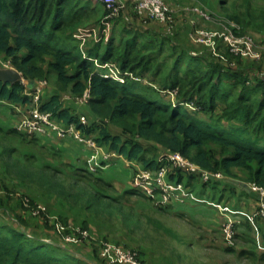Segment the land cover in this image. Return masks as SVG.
<instances>
[{
    "label": "trees",
    "instance_id": "16d2710c",
    "mask_svg": "<svg viewBox=\"0 0 264 264\" xmlns=\"http://www.w3.org/2000/svg\"><path fill=\"white\" fill-rule=\"evenodd\" d=\"M81 3L82 0H0V57L4 55L10 59L13 67L30 82L48 80L53 73L57 76L61 92L71 89L75 96L81 97L89 90L91 110L100 119L108 120L119 128L121 133H113L105 124H84L66 108L58 94H53L47 100L42 99L41 111L50 113L54 120L65 126L75 125L85 135L91 136L97 132L96 142L99 146L108 147L128 161L140 163L145 170L156 171L161 166L159 154L165 150L182 154L205 171L221 172L228 180L238 178L240 171L245 175L243 182L264 188L263 82L254 79L247 86L248 79L243 77L241 83L244 86L240 91H235L237 75L224 72L222 66H209L210 70L203 73L187 66L183 72L184 64L193 59L186 53L175 58L167 72L166 61L157 64L158 55L155 56L154 51L136 63L135 56L145 53L147 47L145 42L139 48L138 33L134 32L120 45L111 42L104 55L100 56L101 63L119 62L123 70L129 69L139 78L156 68L158 75L164 72L161 77L164 90H178L183 104L193 103L199 109L191 111L183 106L169 103L158 106L145 101L140 98L142 95L135 92H149L158 97L160 91L145 86L142 88L136 82L120 84L105 78L95 73V64L91 60L82 56L74 33L90 18L88 7L81 6ZM247 5L245 12L231 14V19L239 23L243 30L257 25L256 30L264 31V11L255 14L249 0ZM164 45L162 41L158 54H163ZM90 53L100 55L97 49ZM27 93L28 88L19 81L13 84L0 81V100L26 105L30 103ZM200 115L206 116L210 122L200 120ZM225 122L232 124L230 130L224 127ZM12 140H29L39 145L35 136L23 134L16 128L4 130L0 127V147L8 157L15 158L16 165H19L20 155L17 148L9 144ZM250 140L254 141V148ZM21 169L31 175L36 174L27 165ZM39 171V179L45 186L63 187L59 171L51 170L49 166ZM79 171L81 174H74L73 184L76 187L79 183L83 184L84 188L80 189L77 199L87 209L96 207L97 214L102 211L100 214L110 216L119 213L125 225L137 227L133 222L134 210L127 209L119 198L105 195V192H118L114 185L102 178H95L90 172L88 176L86 170ZM169 179L184 185L186 189L200 185L203 191L209 188L217 190L225 182L204 183L199 176L180 170H172ZM86 180L88 185L84 184ZM225 191L221 192L219 201L224 199ZM61 192L66 194L64 188ZM7 196L9 194L3 198ZM125 196L151 199L136 190L125 192ZM22 197L20 206L23 208V199L28 196ZM28 199L34 206L35 202ZM8 215L12 216V213ZM47 215L40 217L47 220ZM18 220L25 225L26 221L20 216ZM31 235L0 220V264H90L60 243H48L38 235ZM238 237L246 243H255L249 236ZM245 254L247 251L243 250L241 256Z\"/></svg>",
    "mask_w": 264,
    "mask_h": 264
},
{
    "label": "rangeland",
    "instance_id": "374dc122",
    "mask_svg": "<svg viewBox=\"0 0 264 264\" xmlns=\"http://www.w3.org/2000/svg\"><path fill=\"white\" fill-rule=\"evenodd\" d=\"M163 1L172 10V16L175 22V24H172V31L168 29L169 27L167 25L159 24L157 21L154 22V20L144 17H139V15L135 13L134 7L130 5L129 0H119L121 5L127 6L125 9H123V7L118 9L117 18L112 17V20H116V25L119 26V29H117L116 26V30H119V33H123L124 31L122 28L125 27L128 33L131 32L130 28H133L134 30H150L155 35L149 36L153 40L146 39L142 34L138 35L139 42L142 40L139 48H141V43L143 44L146 42L145 46L147 47V51L135 56L136 63H138L142 57L146 58L149 52L154 51L155 54H153L155 56L158 55L157 64L165 60L166 66L169 65L168 68L165 69V72H167L173 66V60L178 58L181 53H186L193 59L184 64L183 72L187 66H190L193 71L196 68L201 73L210 70V68H208L209 66H222L224 72L237 75L235 79V91H240L244 86L241 83L243 77L248 79V82H246L247 86H250L254 79L256 81L260 80L264 84V78L263 80L258 79L260 76L264 77V57L261 61L232 58L228 53H225V50L219 48L220 53L224 54L229 59V63L226 64L222 62L224 60L214 55L207 47H202L195 42V33L198 30H212L217 28L219 23L225 22L234 28L237 34L248 35L259 44H264V31L256 30L255 26L257 25H251L246 30H243L242 26L230 17L231 14L240 15L245 12L248 7L247 0ZM249 3L253 13L259 14L264 11V0H249ZM81 6L88 7L89 22L91 23H95L98 16L102 15L101 11L94 13L90 12L89 0H82ZM191 8H199L206 11L210 15L211 20H205L198 14L194 12L191 13L188 11ZM181 14L184 16L185 14L190 15L191 20H193L191 25H187V28L183 29L184 31H179L177 27L178 19H176V16H180ZM138 21H141L138 23L139 26L137 25ZM89 22L79 27L74 33V37L79 41V50L85 59L91 60V62L95 64V69L101 72L109 70L107 73H110V68L104 67L107 63H101L100 55L90 53L92 50L89 38ZM191 35L194 37V40ZM162 41L165 43L164 52L163 54H158L157 52L159 51ZM97 52L99 53V51ZM108 64L115 65V68L120 71V76L125 77L126 83L136 82L139 84L144 77L147 79L146 74L144 77L139 78L131 70H123L119 62L117 63L114 61ZM152 72H154V70H152ZM137 77L139 78L138 80L136 79ZM161 77H163V75ZM161 77L158 78L160 86V94L158 95L160 96L157 97V95L148 92L149 95L145 94L140 98L158 106L168 102L169 104L172 103V105L183 106L191 111L199 109L195 107L193 103H188V106L183 104L178 90H164L161 85ZM150 78L151 77L148 79L150 80ZM228 82L229 81H227V84ZM47 84L48 86L50 85L48 80ZM141 85L142 88H144V86L148 87L146 85L143 86V84ZM141 85L139 84V86ZM249 91L250 90L247 92L249 93ZM82 97L83 96L77 97V101L83 103L81 100ZM85 106L90 107V100ZM86 112L89 113V108ZM90 116L89 114V117ZM198 118L210 122L206 116L203 117V115H200ZM106 122H108V126L111 124L108 120ZM95 124L99 123L95 122ZM231 126L232 124H228L227 122L224 123V127L227 130H230ZM96 133L93 134L95 137ZM250 142L254 148V141L250 140ZM9 144L17 148L20 161L19 165H16L15 158L8 157L4 149L0 147V220L5 223L13 224L18 227V229L22 228L30 235H38L42 237L43 240L53 243H59L58 240L60 238L76 233V230H87L90 234L87 240H81L77 244H70L66 247L72 249V252L77 253L76 255L78 257L85 259V261L90 264H104L99 254V247L103 241L112 242L127 249L137 251L145 264H264V259H262L264 251L260 249L256 243H246L241 240L237 234L235 235L236 238L234 243H228L223 236V225L213 223L214 217L210 221H207L209 216H198L193 212H189V214L185 211L180 212L172 204H164L158 199H144L143 197L137 196L123 197L125 192H120L118 189V192H105V195L107 194L106 196L119 198L127 209L134 210L135 217L133 218V222L137 225L135 228H129L125 225L124 219L119 213L110 216L108 214H100L102 211H98L99 214H97L96 207L87 209V206L77 199L80 189L84 187L82 183H79L78 187H76L73 182L75 179L74 174L76 172L81 174L79 170H86L88 176L90 172L95 178H101L97 176L99 175L98 172L89 171V167L86 165L80 166L63 163L58 155L52 154L41 145L30 143L29 140H12ZM214 147L216 148V146ZM217 149L219 150L218 147ZM165 152L167 151L162 150L159 156ZM29 156L32 157L29 158ZM24 165H27L30 170L36 172V174L31 175L30 173L24 172L21 169ZM46 166L51 167V170L59 171V180L61 182L60 184L63 186L62 188L56 187V185L54 187L45 186L42 180L39 179L41 176L39 170ZM105 171L100 172L103 180ZM56 176L59 175L56 174ZM108 177L109 173L106 175V178ZM84 184H87V180ZM196 186L198 185L192 187L195 188ZM63 188L66 194L61 192ZM223 188L225 189V186H219L218 189L216 188L217 190L213 193V197L217 199L224 190ZM7 194H9V196L3 198V196ZM23 195L28 196L35 204L46 207L49 219L46 220L44 217H29L24 207L22 208L20 206V199L23 198ZM226 199L227 197L224 198L223 203H226ZM259 207L260 203L258 209ZM8 213H12V216H9ZM19 216L25 220L29 226L33 225L34 230L27 229V227L18 220ZM55 219L65 228L59 235H57V228L52 224V221ZM86 225L88 226L87 228L85 227ZM41 227L42 230L45 228L43 231L44 233H39ZM251 238L248 240H252ZM229 249H234L235 251L230 252ZM243 250L247 251L245 256H241Z\"/></svg>",
    "mask_w": 264,
    "mask_h": 264
},
{
    "label": "built area",
    "instance_id": "2783aa9c",
    "mask_svg": "<svg viewBox=\"0 0 264 264\" xmlns=\"http://www.w3.org/2000/svg\"><path fill=\"white\" fill-rule=\"evenodd\" d=\"M97 4L102 5L112 17L118 16V9H125L127 6L121 5L119 0H94ZM130 5L134 7L135 13L139 17L157 21L163 25H167L169 30L172 31V24H175L172 16L171 8L163 0H129ZM129 7V6H128ZM188 11L196 13L205 20L210 21V15L199 8H191ZM195 42L202 47H207L214 55L224 60L223 63H229V59L221 54L219 48L225 50L232 58H244L251 61H261L264 57V44H259L256 40L248 35H239L235 29L225 22L219 23L215 29H201L195 33ZM192 36V35H191ZM193 37V36H192ZM194 40V37H193ZM7 69H15L9 62L5 63ZM105 68H110V73L106 75L107 78H112L125 83V77L120 76V71L115 68L114 64H106ZM264 77L260 76L263 80ZM21 83L28 88V96L30 97V116H26L17 123L16 129L30 136L37 134H44L49 130H54L59 137L70 136L77 142L91 148H98L96 137L94 135H85L82 130L77 129L75 125L65 126L60 122L54 120L50 113L43 112L40 109L42 101L41 88L47 85V80H40L38 82H30L25 78H21ZM91 99L89 90H87L82 97V102L88 104ZM187 105V104H186ZM192 105V104H191ZM188 106V105H187ZM81 121L86 124L84 118ZM109 155H107V159ZM158 160L161 166L156 171L140 170L134 178V190L145 193L149 198L159 200L164 204H168L173 198L180 196H188L189 192L184 185L171 182L169 174L172 170H180L186 174L196 175L201 178L204 183L207 182H221L226 181L228 178L221 172L214 173L201 169L200 166L185 158L180 153L167 151L159 156ZM249 188L253 191L260 203V207L255 213V218H264V188L254 183H248ZM210 206L215 207L224 215L231 214L228 206L218 204L213 201H205ZM24 210L33 217H40L47 214V208L35 204L31 205L28 198L23 199ZM48 216V215H47ZM49 218V216H48ZM52 224L57 228V235L65 228L57 220H53ZM223 236L228 243L233 244L236 238V224L228 218L223 224ZM32 236V235H31ZM90 234L87 230H76L67 236H63L59 243L63 246L70 244H77L81 240H87ZM48 243L47 240H43ZM58 243V244H59ZM68 248V247H67ZM100 258L104 264H145L141 255L135 251L130 250L121 245L112 242H101L100 244Z\"/></svg>",
    "mask_w": 264,
    "mask_h": 264
},
{
    "label": "crops",
    "instance_id": "0c3cea01",
    "mask_svg": "<svg viewBox=\"0 0 264 264\" xmlns=\"http://www.w3.org/2000/svg\"><path fill=\"white\" fill-rule=\"evenodd\" d=\"M89 9L91 13L100 11L102 12V15H99L98 19L95 20V23L89 22L91 50L97 49V51L100 53V56L104 55L111 42H113L115 45H120L126 42L131 33L137 32L138 35L142 34L143 37L150 40L153 39L149 36H155L150 30H134L133 28H130L131 32L128 33L125 27L122 28L124 32L119 33V30H116V20H112V16L102 5L97 4L94 0H89ZM176 19H178L177 27L179 31H184L183 29L187 28V25H191L193 22V20L190 18V15L187 14H185V16L182 14L180 16L178 15L176 16ZM139 22L141 21L137 22L138 26ZM117 29H119V26H117ZM141 41L142 40H140V42ZM7 62L10 63V59L6 58V56L3 55L0 57V73L7 70L5 66V63ZM168 66L169 65H167V67ZM107 72H109V70H104L102 73L101 71H98V69H95V73L101 76H103V74H107ZM148 73H145L147 79L144 77L143 80H139V84H143V86L146 85L159 92L160 86L158 78H160L164 72H161L160 75H158L155 68L154 72L148 71ZM149 77H151L150 80L148 79ZM48 82H50L49 86L47 84L41 88L43 100L49 99L53 94H58L66 108H69L80 120L81 118H84L86 124L94 125L95 122H98L99 124L97 125H108V122H106L107 120H102L97 117L90 107L85 106V103L83 105V103L78 102L76 99L77 96L72 93L71 89L61 92L58 88L57 76L55 74L52 73L49 76ZM135 93L140 95H149V93L143 91ZM162 98L165 100L163 96ZM29 105L30 104L18 105L9 101L0 100V127L4 130L14 129L18 122L28 115L30 116L31 108ZM88 108L89 113L86 112ZM89 114L91 115L90 117ZM109 128L113 133H121L119 128H116L111 124L109 125ZM35 137L38 140L39 146L41 145L44 149H47L52 154L58 155L62 159L63 163L80 166L86 165L89 167V171L98 172L99 175L97 176L101 178L103 177L100 175V172L107 170L105 171L104 180L113 184L120 192L134 190L133 182L135 175L140 170H144L140 163L128 161L125 158L111 152L106 146L91 148L77 142L70 136L61 138L54 130H49L44 134H37ZM107 155H109L108 159ZM108 173L109 177L106 178ZM238 175L239 177L233 179V181L242 182L245 178V175L240 171H238ZM233 181L227 180L221 184V186H225L226 189L224 192V198L227 197L225 200L226 203H223L224 199L219 201L218 198L216 199L213 197V193H215L216 190H211V192L209 189L207 191H203L202 186L198 185L193 189H187L189 192L188 196L173 198L171 201L172 203L169 204H172L180 212L185 211L188 214L189 212H193L198 216H209L207 221H210L214 217L213 223H219L220 225H223L228 218H231L236 224L237 236H251L259 248L264 251V218L254 217L258 210L259 199L257 195L251 191V189H249L248 186H238ZM208 200L221 202L222 204L228 206L231 210V214L224 215L216 208L205 202ZM25 225L27 226V229L32 231L34 230L33 225L29 226L27 222ZM44 230L45 228L42 230L41 227L39 233H44Z\"/></svg>",
    "mask_w": 264,
    "mask_h": 264
},
{
    "label": "water",
    "instance_id": "95a60500",
    "mask_svg": "<svg viewBox=\"0 0 264 264\" xmlns=\"http://www.w3.org/2000/svg\"><path fill=\"white\" fill-rule=\"evenodd\" d=\"M22 78L21 74L13 69H7L3 72L0 73V81L4 83H15L20 81ZM235 184L238 186H247L246 183L244 182H239V181H233Z\"/></svg>",
    "mask_w": 264,
    "mask_h": 264
},
{
    "label": "clouds",
    "instance_id": "9594fccd",
    "mask_svg": "<svg viewBox=\"0 0 264 264\" xmlns=\"http://www.w3.org/2000/svg\"><path fill=\"white\" fill-rule=\"evenodd\" d=\"M109 63V62H108ZM107 63V64H108ZM13 70H16V71H18L17 69H13ZM19 72V71H18ZM20 73V72H19ZM103 73V72H102ZM108 74V73H107ZM107 74H103V77H105V78H107L106 77V75ZM22 76V75H21ZM23 77V76H22ZM24 78V77H23ZM109 79H111L112 81H115V82H118V83H120L119 81H117V80H114V79H112V78H109ZM136 79H139V78H136ZM19 82H21V80L19 81ZM126 83V82H125ZM125 83H120V84H125ZM99 146V145H98ZM229 180H231V181H233V179H229ZM243 182V181H242ZM245 183V182H244ZM246 185L248 186V183H246ZM249 187V186H248ZM250 189V188H249ZM213 202H215V201H213ZM215 203H218V204H222L221 202H215ZM224 205V204H223ZM213 207V206H212ZM215 208V207H214ZM218 210V209H217Z\"/></svg>",
    "mask_w": 264,
    "mask_h": 264
}]
</instances>
